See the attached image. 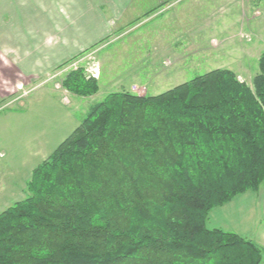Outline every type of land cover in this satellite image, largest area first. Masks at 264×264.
Returning a JSON list of instances; mask_svg holds the SVG:
<instances>
[{
	"label": "trees",
	"instance_id": "obj_1",
	"mask_svg": "<svg viewBox=\"0 0 264 264\" xmlns=\"http://www.w3.org/2000/svg\"><path fill=\"white\" fill-rule=\"evenodd\" d=\"M257 68L252 87L215 69L90 106L0 214V264H261L254 243L205 224L264 183V52ZM61 86L98 91L82 69Z\"/></svg>",
	"mask_w": 264,
	"mask_h": 264
},
{
	"label": "rangeland",
	"instance_id": "obj_2",
	"mask_svg": "<svg viewBox=\"0 0 264 264\" xmlns=\"http://www.w3.org/2000/svg\"><path fill=\"white\" fill-rule=\"evenodd\" d=\"M144 10L154 11L38 75L25 77L11 56L0 57V113L24 109L30 94L54 93L81 118L111 93L155 96L215 69H229L252 87L264 52V0H166ZM78 69L97 81L95 94L83 98L62 88Z\"/></svg>",
	"mask_w": 264,
	"mask_h": 264
},
{
	"label": "crops",
	"instance_id": "obj_3",
	"mask_svg": "<svg viewBox=\"0 0 264 264\" xmlns=\"http://www.w3.org/2000/svg\"><path fill=\"white\" fill-rule=\"evenodd\" d=\"M165 1L0 0V57L11 56L25 77L38 75L110 39L117 28L144 15L146 7ZM30 96L24 109L0 113V214L25 198L33 170L86 114L87 109L79 118L54 93ZM205 224L254 243L263 252L264 264V183L256 192L247 191L212 210Z\"/></svg>",
	"mask_w": 264,
	"mask_h": 264
}]
</instances>
